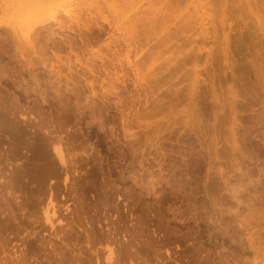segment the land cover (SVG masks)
Segmentation results:
<instances>
[{"label":"rangeland","instance_id":"rangeland-1","mask_svg":"<svg viewBox=\"0 0 264 264\" xmlns=\"http://www.w3.org/2000/svg\"><path fill=\"white\" fill-rule=\"evenodd\" d=\"M0 264H264V0H0Z\"/></svg>","mask_w":264,"mask_h":264}]
</instances>
